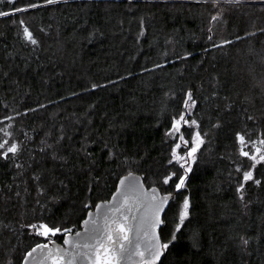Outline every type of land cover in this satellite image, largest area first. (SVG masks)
Segmentation results:
<instances>
[{
  "label": "trees",
  "instance_id": "obj_1",
  "mask_svg": "<svg viewBox=\"0 0 264 264\" xmlns=\"http://www.w3.org/2000/svg\"><path fill=\"white\" fill-rule=\"evenodd\" d=\"M0 12V264L80 229L128 172L177 194L160 264H264V0H0Z\"/></svg>",
  "mask_w": 264,
  "mask_h": 264
},
{
  "label": "water",
  "instance_id": "obj_2",
  "mask_svg": "<svg viewBox=\"0 0 264 264\" xmlns=\"http://www.w3.org/2000/svg\"><path fill=\"white\" fill-rule=\"evenodd\" d=\"M185 126L186 122L180 128L181 139ZM176 196V192H163L157 185L148 186L140 173L128 172L119 178L110 198L88 211L80 229L67 233L62 241L37 244H47L45 249L35 245L29 252L33 248L36 252L31 257L28 252L23 264H160L165 249H160L159 260L154 253L164 243V213ZM120 225L125 232L119 231Z\"/></svg>",
  "mask_w": 264,
  "mask_h": 264
},
{
  "label": "snow or ice",
  "instance_id": "obj_3",
  "mask_svg": "<svg viewBox=\"0 0 264 264\" xmlns=\"http://www.w3.org/2000/svg\"><path fill=\"white\" fill-rule=\"evenodd\" d=\"M13 2H15V0H13ZM47 2H48V3H54L55 0H47ZM30 7H35V5H30ZM14 11H15V12L27 11V8H16ZM2 15H9V13L0 12V16H2ZM213 19H216V17H213ZM21 23H23V22L21 21ZM24 32H25V37H26L27 40H29V41H30L31 43H33V44L37 43V41L33 38L32 33H31L27 28L24 29ZM189 99H191V96H190V95H189ZM184 120H185V117H184L183 115H181L180 119L177 120L176 123H175V125H174V130H175V131H179L180 122H181V121H184ZM185 122H186V121H185ZM192 123L195 124L196 122H195V121H192ZM196 140H197L196 147H193V148L191 149V152L189 153V155L194 154V153L197 151L199 145H200L201 143H203V141H202V140L200 139V137H199V133L196 134ZM240 142H241L242 144L245 143V139H244V137H242V136L240 137ZM6 143H7V141H5L4 143H0V149L4 148V145H5ZM261 143H264V141H261ZM177 147H179V145H177ZM16 151H17V147H16V145H12L11 147H9V148L7 149V152H9V153H15ZM258 151H259V150H258ZM6 154H7V153H5V155H6ZM242 154H243L244 156H248V155H249L248 152H243ZM176 158H177L178 160H179V159H183V157H176ZM252 158L255 159V157H252ZM260 159H261V160H264V156H261ZM181 167H183V165H181ZM186 171H190V169H187ZM173 175H174V174H173ZM171 179H172L171 176L168 177V178H166V179L164 180V183L167 184V183L169 182V180H171ZM243 179H244L245 181L252 180V179H253L252 173H251V172H247V173H245ZM256 183H259V181H256ZM184 186H185V177H180V178H179V183L176 184V188H177V190H179V189L183 188ZM189 207H190V203H189L188 199L186 198L185 201H184V203H183L182 210H181V213H180V216H179V220H180V223H181V224H183L184 220H185V219L188 217V215H189ZM157 223H159V220H157ZM33 227H36V226L33 225ZM40 230H42V231H40ZM178 230H179V228H177V231H178ZM38 231H40V234H41V235L47 237L49 234H51V235H55L56 233L60 232L61 230H60V229H51V228L47 227L46 225H40ZM119 231H120V232H125V228H124L123 225H120V226H119ZM124 239H125V240L128 239L127 235L124 236ZM173 239H175V236H173ZM108 240H110V241L112 240L111 235L108 236ZM245 243H247V241H245ZM47 247H48L47 244L37 245V248H41V249H45V248H47ZM102 247H103V246H102ZM168 247H169V244H168V243L160 244L159 247L156 248V251H155V253H154L155 259H156V260H159V259H160V256L162 255V253H161V251H160L161 248H162V249H167ZM36 250H37L36 248H33L32 251L29 252L27 255H28L29 257H31L32 254H33L34 252H36ZM138 254L141 255V256L144 255L143 252H140V253H138ZM105 264H110V262L105 261Z\"/></svg>",
  "mask_w": 264,
  "mask_h": 264
},
{
  "label": "rangeland",
  "instance_id": "obj_4",
  "mask_svg": "<svg viewBox=\"0 0 264 264\" xmlns=\"http://www.w3.org/2000/svg\"><path fill=\"white\" fill-rule=\"evenodd\" d=\"M179 119H180V118H179ZM179 119H178V120H179ZM183 123H184L183 121L180 122L179 131H175V130H174L175 133H179V132H180V128H181V126L183 125ZM190 152H191V150H190ZM46 226L49 227V228H51V229H57V228L50 227V226H48V225H46ZM41 231H42V230H41ZM56 234H57V233H56ZM56 234H55V235H56ZM55 235H51V234H49L47 237H50V238H51V237H55Z\"/></svg>",
  "mask_w": 264,
  "mask_h": 264
}]
</instances>
